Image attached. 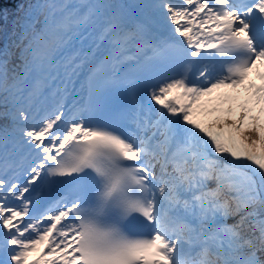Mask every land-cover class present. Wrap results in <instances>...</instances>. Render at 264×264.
Wrapping results in <instances>:
<instances>
[{"label":"snow or ice","instance_id":"6c2138e0","mask_svg":"<svg viewBox=\"0 0 264 264\" xmlns=\"http://www.w3.org/2000/svg\"><path fill=\"white\" fill-rule=\"evenodd\" d=\"M0 40V264H264V0H19Z\"/></svg>","mask_w":264,"mask_h":264},{"label":"trees","instance_id":"16d2710c","mask_svg":"<svg viewBox=\"0 0 264 264\" xmlns=\"http://www.w3.org/2000/svg\"><path fill=\"white\" fill-rule=\"evenodd\" d=\"M19 0H0V9H6L9 13L14 11ZM214 118V117H213Z\"/></svg>","mask_w":264,"mask_h":264},{"label":"rangeland","instance_id":"374dc122","mask_svg":"<svg viewBox=\"0 0 264 264\" xmlns=\"http://www.w3.org/2000/svg\"><path fill=\"white\" fill-rule=\"evenodd\" d=\"M2 40H0V43H1Z\"/></svg>","mask_w":264,"mask_h":264}]
</instances>
